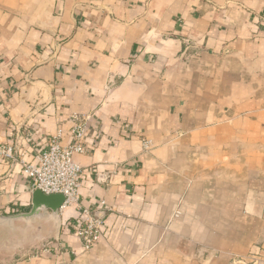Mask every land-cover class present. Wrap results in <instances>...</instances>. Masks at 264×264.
Returning <instances> with one entry per match:
<instances>
[{
  "label": "crops",
  "instance_id": "crops-1",
  "mask_svg": "<svg viewBox=\"0 0 264 264\" xmlns=\"http://www.w3.org/2000/svg\"><path fill=\"white\" fill-rule=\"evenodd\" d=\"M86 115L103 236L87 250L67 206L59 236L0 229V264H264V0H0V142L34 164ZM33 194L0 163V216Z\"/></svg>",
  "mask_w": 264,
  "mask_h": 264
},
{
  "label": "built area",
  "instance_id": "built-area-1",
  "mask_svg": "<svg viewBox=\"0 0 264 264\" xmlns=\"http://www.w3.org/2000/svg\"><path fill=\"white\" fill-rule=\"evenodd\" d=\"M89 120L90 116L87 115L74 116L69 133L71 142L66 144L63 141L64 134L60 132L49 142L48 147L37 155V162L34 164L26 161V153L18 146L20 137L14 145L0 142V163L10 161L19 165L29 179L33 191L40 190L46 195H63L66 198L63 208L72 205L79 207L81 226L77 237L87 250L103 236L105 223L101 212L107 209L105 202L94 209L82 208L78 203L83 169L74 158L85 152L86 127ZM151 147V142L145 140L144 151L149 152Z\"/></svg>",
  "mask_w": 264,
  "mask_h": 264
},
{
  "label": "water",
  "instance_id": "water-1",
  "mask_svg": "<svg viewBox=\"0 0 264 264\" xmlns=\"http://www.w3.org/2000/svg\"><path fill=\"white\" fill-rule=\"evenodd\" d=\"M65 201L63 195H46L40 190H35L31 210L23 214L0 216V229L9 234L20 233L21 236L28 237L34 225L51 220L59 236L62 228L61 209Z\"/></svg>",
  "mask_w": 264,
  "mask_h": 264
},
{
  "label": "rangeland",
  "instance_id": "rangeland-1",
  "mask_svg": "<svg viewBox=\"0 0 264 264\" xmlns=\"http://www.w3.org/2000/svg\"><path fill=\"white\" fill-rule=\"evenodd\" d=\"M148 141H150V142H151V146H153L152 141H151V140H148ZM151 148H152V147H151ZM150 150H151V149H150ZM179 214H180V213H176V214H175V217L178 216ZM29 239H31V235H30V238H29ZM43 244H44V243H43ZM43 244L39 242V244H37V245L40 246V249H41V248H43ZM37 245H36V246H37ZM36 250H37V249H36ZM30 251H31V249H30ZM239 260H240V259H239Z\"/></svg>",
  "mask_w": 264,
  "mask_h": 264
}]
</instances>
